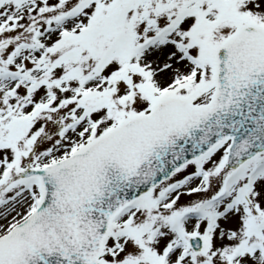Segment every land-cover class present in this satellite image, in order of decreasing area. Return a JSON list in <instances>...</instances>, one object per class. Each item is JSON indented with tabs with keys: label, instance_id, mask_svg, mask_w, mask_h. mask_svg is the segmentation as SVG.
I'll return each instance as SVG.
<instances>
[{
	"label": "snow or ice",
	"instance_id": "6c2138e0",
	"mask_svg": "<svg viewBox=\"0 0 264 264\" xmlns=\"http://www.w3.org/2000/svg\"><path fill=\"white\" fill-rule=\"evenodd\" d=\"M0 264H264V0H0Z\"/></svg>",
	"mask_w": 264,
	"mask_h": 264
}]
</instances>
